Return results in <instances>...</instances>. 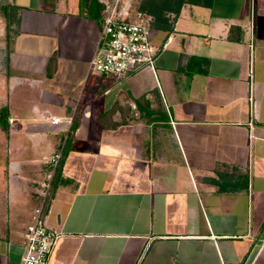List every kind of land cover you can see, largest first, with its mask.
<instances>
[{"label": "crops", "instance_id": "crops-1", "mask_svg": "<svg viewBox=\"0 0 264 264\" xmlns=\"http://www.w3.org/2000/svg\"><path fill=\"white\" fill-rule=\"evenodd\" d=\"M103 7L0 0V264L61 148L50 264H264V0L155 19L123 78L90 76Z\"/></svg>", "mask_w": 264, "mask_h": 264}, {"label": "built area", "instance_id": "built-area-1", "mask_svg": "<svg viewBox=\"0 0 264 264\" xmlns=\"http://www.w3.org/2000/svg\"><path fill=\"white\" fill-rule=\"evenodd\" d=\"M103 4L101 43L91 61L90 76L123 78L147 68L155 69L159 49L153 45L155 18L138 10L133 0H100ZM58 123L59 120H55ZM63 148L48 161L50 171L42 185L33 221L25 233L20 264H50L58 234L47 227L46 216ZM227 264V263H224Z\"/></svg>", "mask_w": 264, "mask_h": 264}, {"label": "trees", "instance_id": "trees-1", "mask_svg": "<svg viewBox=\"0 0 264 264\" xmlns=\"http://www.w3.org/2000/svg\"><path fill=\"white\" fill-rule=\"evenodd\" d=\"M204 0H138L135 7L147 14L152 15L157 21H166L164 19L168 13L176 16L180 14L182 7L189 4H201Z\"/></svg>", "mask_w": 264, "mask_h": 264}, {"label": "rangeland", "instance_id": "rangeland-1", "mask_svg": "<svg viewBox=\"0 0 264 264\" xmlns=\"http://www.w3.org/2000/svg\"><path fill=\"white\" fill-rule=\"evenodd\" d=\"M134 2L136 3V0H134ZM137 4V3H136Z\"/></svg>", "mask_w": 264, "mask_h": 264}]
</instances>
